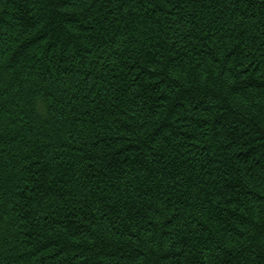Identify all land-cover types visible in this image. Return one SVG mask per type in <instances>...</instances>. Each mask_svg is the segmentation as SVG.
I'll return each mask as SVG.
<instances>
[{
    "label": "trees",
    "instance_id": "obj_1",
    "mask_svg": "<svg viewBox=\"0 0 264 264\" xmlns=\"http://www.w3.org/2000/svg\"><path fill=\"white\" fill-rule=\"evenodd\" d=\"M0 264H264V0H0Z\"/></svg>",
    "mask_w": 264,
    "mask_h": 264
}]
</instances>
